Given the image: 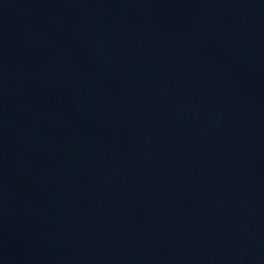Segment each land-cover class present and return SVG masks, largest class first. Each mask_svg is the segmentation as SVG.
Segmentation results:
<instances>
[{
    "label": "water",
    "instance_id": "obj_1",
    "mask_svg": "<svg viewBox=\"0 0 264 264\" xmlns=\"http://www.w3.org/2000/svg\"><path fill=\"white\" fill-rule=\"evenodd\" d=\"M0 264H264V0H0Z\"/></svg>",
    "mask_w": 264,
    "mask_h": 264
}]
</instances>
